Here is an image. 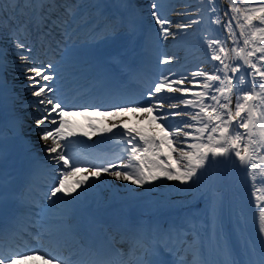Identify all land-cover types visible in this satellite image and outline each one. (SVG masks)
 <instances>
[{"label":"snow or ice","instance_id":"1","mask_svg":"<svg viewBox=\"0 0 264 264\" xmlns=\"http://www.w3.org/2000/svg\"><path fill=\"white\" fill-rule=\"evenodd\" d=\"M197 3L200 7L185 4L173 19V0H148L149 32L156 33L157 42L175 40L203 23L206 12L211 24L224 33L216 37L204 34L209 67L201 64L189 71L182 65L181 71H173L168 66L176 57L162 55L158 77L142 79L132 94L105 92L97 98L81 93L69 98L56 86L61 65L75 74L71 49L65 47L58 63L44 61L36 50L52 49L54 43L58 48L72 38L70 22L77 18L78 3L7 0L4 4L0 0V32L8 27L15 57L11 63L19 61V77L27 82L25 87L34 98L25 106L37 114L30 117L35 127H29L39 137L44 169L51 175L48 201L68 203L64 197L74 200V193L80 195L78 189L83 192L98 186L104 175L141 188H151L157 181H175L180 192H191L194 187L200 191L206 174L218 182L231 169L239 168L251 188L260 238L258 259L250 257L247 264H264V0H228L223 14L218 13L216 0ZM6 9L11 14L5 15ZM143 11L135 10L130 21L133 31L137 24H144ZM7 56L8 50L0 47V75L10 63ZM24 126L25 122H17V127ZM108 134L123 145L119 152L99 156L80 147L87 141L79 136L92 140ZM204 191L208 198L203 227L195 213L163 232L159 227L149 230L142 224H129L122 237L127 253L114 246L108 251L89 247L75 239L72 229L65 227L66 221L55 227L30 225L36 228L34 246L16 242L23 230L9 232L0 227V264H162L155 258L161 245L177 254L183 249L192 255L191 261L180 258L177 264H214L205 255L202 235L209 228L215 248L222 253L218 264H236L221 219L222 195L214 184ZM35 206V201L29 204L30 209ZM32 215L38 217L39 213ZM241 239L255 254L251 241ZM141 249L142 257L124 260Z\"/></svg>","mask_w":264,"mask_h":264},{"label":"bare ground","instance_id":"2","mask_svg":"<svg viewBox=\"0 0 264 264\" xmlns=\"http://www.w3.org/2000/svg\"><path fill=\"white\" fill-rule=\"evenodd\" d=\"M124 11V17L128 20L129 15H134L135 12H130L128 8L123 7ZM147 19L148 21L150 19L147 18V15L143 11L141 13ZM98 31V30H97ZM97 32L95 30L91 31L87 38L82 41L81 44L77 45L75 48L76 52H79L78 56L82 57V59H87L88 55L90 53V50L95 47L96 45V37L94 35ZM178 41V38L175 40L169 39V43L166 42H157V39H153L152 45H153V53L157 54L159 52L164 53L168 56H174L176 57V61H174L171 65L168 67L173 71H181L182 65L186 66L188 70H192V64L187 62L184 58V56L181 53H178L175 48V43ZM166 44V45H165ZM95 62V61H94ZM93 62V63H94ZM93 63L91 64H85L84 71L90 72L94 70ZM159 63V62H157ZM179 65V66H178ZM163 67V66H162ZM5 87L7 89V96L13 100L16 101L15 105L12 107V110L15 114H20L25 118V111L23 109L22 100L23 103L27 101L26 97L24 96V93H18L14 89L12 90V87L10 83L6 80ZM25 122H29L28 119H24ZM23 121V122H24ZM231 168V166H229ZM234 172L232 175H230V171L228 175L223 178L222 180L218 182H214V178L208 174H206L202 180L201 189L200 191H197L195 187L191 192H180L178 190V183H175V185H171L168 183V181H157L154 182V186L151 188L145 186L147 190L150 191L149 198L141 204L142 208H146L148 212H164L167 213L169 211H166V207L170 205H174V210H181L185 211L183 214L184 216L191 212L195 207L205 205V208H201V212L199 214V217L201 218V227H203L204 223V216H205V210H206V202L208 198V193L204 191L205 186L213 185L215 186L216 190L222 195V208H221V219L223 221L224 231L228 238V245L229 248L232 250V256L237 264H247L248 259L244 258V255L248 256L250 252L245 248L242 250L241 248L243 246V240L241 237L248 239L251 241V245L253 248L256 249L255 254L251 256V258L258 259V254L260 250V238L259 236L255 235L253 230L244 222V216L246 212L244 210H240L237 204L234 202V197L231 195V192L233 191L234 185L232 184V180L236 178L238 180V183L240 184L241 180L244 178L245 173L240 170L239 168H233ZM137 187L135 185H131L129 182L126 184V188H133ZM141 190V188H138ZM255 207L253 208V210ZM256 210V209H255ZM235 221H238L239 224L242 223L244 226L239 230L236 231L234 234V237H232L233 230L231 232H228V223L235 224ZM232 225V226H233ZM159 227V226H158ZM237 226L234 227V229ZM236 230V229H235ZM238 235H240L238 237ZM212 233L211 228L208 229L204 236V241L209 242L210 246L214 247V257H217L219 259H222V253H220L214 246V241L211 239ZM179 256L181 258H184L187 261L192 260V255L190 253H186L183 249L179 251ZM250 257V256H248ZM220 260H218L219 262Z\"/></svg>","mask_w":264,"mask_h":264},{"label":"rangeland","instance_id":"3","mask_svg":"<svg viewBox=\"0 0 264 264\" xmlns=\"http://www.w3.org/2000/svg\"><path fill=\"white\" fill-rule=\"evenodd\" d=\"M242 6V5H241Z\"/></svg>","mask_w":264,"mask_h":264}]
</instances>
